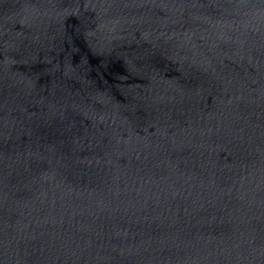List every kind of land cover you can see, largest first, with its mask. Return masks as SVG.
I'll return each instance as SVG.
<instances>
[{"label": "water", "instance_id": "95a60500", "mask_svg": "<svg viewBox=\"0 0 264 264\" xmlns=\"http://www.w3.org/2000/svg\"><path fill=\"white\" fill-rule=\"evenodd\" d=\"M0 264H264V0H0Z\"/></svg>", "mask_w": 264, "mask_h": 264}]
</instances>
